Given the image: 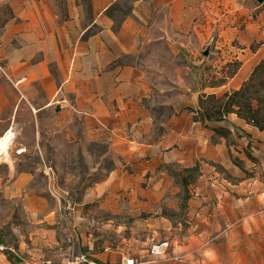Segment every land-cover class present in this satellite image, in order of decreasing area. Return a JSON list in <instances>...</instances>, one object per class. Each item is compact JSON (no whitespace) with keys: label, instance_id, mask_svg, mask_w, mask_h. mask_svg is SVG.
<instances>
[{"label":"rangeland","instance_id":"374dc122","mask_svg":"<svg viewBox=\"0 0 264 264\" xmlns=\"http://www.w3.org/2000/svg\"><path fill=\"white\" fill-rule=\"evenodd\" d=\"M81 1L89 12V0ZM136 1L115 0L108 7L105 14L113 20L114 28L130 16ZM185 2L179 25L171 27L174 17H166L165 39L143 43L144 39L137 56H122L115 64L129 65L144 75L136 83L143 88L138 103L154 125L148 133H143L145 128H138L134 115L117 121L119 127L113 130L98 123L85 129L78 114L70 116L65 112L68 105L64 99L68 97H63L61 87L65 66L45 63L53 60L54 54L68 53L62 49V42L45 40L56 28L52 20L50 25L38 20L44 37L35 48L18 49L19 56H28L26 63L11 54L13 43L0 46L2 68L14 77H26L18 91L0 72V136L8 127L14 129L8 155L0 156V240L13 246L22 258L31 255L38 261L59 262L73 248L92 255L106 247L135 254L164 237L151 240L153 232L145 222L148 217L157 211L174 223H182L186 215L184 204L194 197L205 203L204 212L211 222L208 225L215 235L206 242L212 244L218 236L229 241L230 254L214 255L215 262L264 264V130L244 120L232 125L230 118L236 117L232 114L224 123H210L228 125L230 134L227 138L212 134L210 142L215 152L196 159L190 167L193 170L185 171L177 164L159 167L169 175L172 186L180 189L179 209L159 205L156 210L143 213L123 194L124 188L114 199L116 207L104 209L105 191L94 190L116 163L123 164L108 154L112 139H134L140 133L158 136L163 131L162 122L175 109L181 106L190 110L192 104L197 105V96L203 89V93L220 96L232 86L229 83L234 76H226L243 66L253 72L261 62L264 3ZM51 4L50 17L58 15L57 23H61L66 18V0H52ZM152 7L147 5L146 19L152 22L158 17L161 25L166 18L149 13ZM12 17L9 3L0 0V34ZM29 43L23 45L28 47ZM205 50L207 56L202 55ZM221 82L224 84L218 85ZM31 105L36 112L30 110ZM56 106L60 107L58 111ZM20 150H24L22 154L18 153ZM20 173H31L32 178L13 187ZM183 179L187 186L182 184ZM69 234L74 237L73 245L67 241ZM0 264L19 261L0 255Z\"/></svg>","mask_w":264,"mask_h":264},{"label":"crops","instance_id":"0c3cea01","mask_svg":"<svg viewBox=\"0 0 264 264\" xmlns=\"http://www.w3.org/2000/svg\"><path fill=\"white\" fill-rule=\"evenodd\" d=\"M3 1L9 3L13 17L1 30L0 46L13 43L14 46L10 50L14 57L21 53V50L17 52L20 47L33 49L40 38L44 37L38 20L49 25L52 20L56 26L50 31L52 36L45 40L62 42V49L68 53L63 56L54 54L53 60L45 63L65 66L61 84L63 97H68L64 99L68 105L65 112L70 116L73 113L78 114L85 129H89L90 124L98 123L113 130L119 127L117 121H126L134 115L138 128H145L143 133L149 132L154 125L152 126L146 115V109L138 103L143 88L140 83H136L141 81L144 75L129 65L120 67L115 64L122 56H137L144 39L143 43L165 39V35H168L166 17H174L175 23L171 24V27L179 25L186 0H145L144 4L137 0L130 16L123 19L117 28H114L113 20L105 14L115 0H89V12L83 1L66 0V18L61 23H57L58 15L50 17L51 13H48L51 12L52 0ZM147 5L153 6L149 13L155 12L154 16L162 14L161 16L166 18L161 25L158 24V17L152 19V22L147 21L144 13L147 12ZM26 42H30V45H26L28 47L23 45ZM259 52L260 59H264V48L261 47ZM19 58L21 63H26L29 59L28 56ZM251 72L246 66L240 68L230 80L229 84L232 86L229 89H237L248 79ZM6 73L10 84L19 91V86L25 82L26 77H14L7 69ZM20 78L24 80L16 83ZM129 85L132 88H129ZM203 91L204 89L201 94H206ZM196 101L197 105L190 106L194 111L198 109V99ZM21 102L20 100L18 106ZM30 110L35 111L33 105ZM190 110L182 109L181 106L175 109L166 122H162L163 131L156 137L143 136V133H140V136L134 139H112L108 154L114 160H122L123 164L116 163L105 179L95 184L96 192L104 190L106 193L102 203L104 209L116 207L114 199L119 196L118 192L122 188L125 189L123 194L127 195L133 207L143 213H150L159 205L170 210L180 208V189L172 186L169 175L159 170V167L162 164H177L185 167L184 169H191L196 159L209 157L215 152L214 144L210 142L212 133L199 122H194L193 112ZM242 121L237 117L230 118L233 125H239ZM13 130V126L8 127L0 138L9 131L13 133ZM23 151L18 153L22 154ZM31 178V173H20L12 185L17 187L22 181ZM204 205L205 203L190 197L184 204L186 215L182 223H174L157 211L145 220L152 229V241H158L159 236L164 235L162 240H168L171 245L169 254L155 261L148 255L149 248L138 250L131 255L123 249L112 250L110 253L102 250L91 255L106 264H121L126 259H133L139 264H224L215 262L213 256L223 257L230 254L228 238L218 236L214 243L206 242L215 235H212L213 229L208 225L211 222L205 215ZM88 250L91 251V247H88ZM72 251L84 252H76L75 248ZM170 254L178 259H172ZM28 259L38 262L31 255Z\"/></svg>","mask_w":264,"mask_h":264},{"label":"trees","instance_id":"16d2710c","mask_svg":"<svg viewBox=\"0 0 264 264\" xmlns=\"http://www.w3.org/2000/svg\"><path fill=\"white\" fill-rule=\"evenodd\" d=\"M236 70L226 78L231 79L236 74ZM222 84L224 83L221 82L218 85ZM190 111L193 112L194 122H199L203 128L221 138H227L230 134L229 126L226 124L210 125V123H224L230 114L263 131L264 59L255 67L249 79L244 81L238 89L226 91L220 96L200 94L198 96V109L196 111L191 109ZM193 169L184 170L189 172ZM182 184L187 185L186 179L182 180Z\"/></svg>","mask_w":264,"mask_h":264},{"label":"built area","instance_id":"2783aa9c","mask_svg":"<svg viewBox=\"0 0 264 264\" xmlns=\"http://www.w3.org/2000/svg\"><path fill=\"white\" fill-rule=\"evenodd\" d=\"M0 72L8 79L7 73L2 68L1 65H0ZM23 80H24L23 78H20L19 80L16 81V83H20ZM73 240L74 237L71 234H69L67 237V241L73 245L74 244ZM170 247L171 245L168 240H162L156 242L149 247L148 255L151 257L152 261H155L156 259L169 254ZM103 251L106 253L111 252V250L108 247L104 248ZM0 255L7 256L8 258L17 259L19 261V264H106L100 262L94 256H92L87 252L74 253L73 251H70L59 262H52L50 260H41L36 262L28 258H22L13 246L8 245L2 242L1 240H0ZM170 257L172 259H176V260L178 259L176 256L171 254ZM121 264H139V263H136L133 259H126Z\"/></svg>","mask_w":264,"mask_h":264},{"label":"bare ground","instance_id":"6f19581e","mask_svg":"<svg viewBox=\"0 0 264 264\" xmlns=\"http://www.w3.org/2000/svg\"><path fill=\"white\" fill-rule=\"evenodd\" d=\"M12 138H13V133L10 131L5 136L0 138V156L1 157L8 155V149L10 147Z\"/></svg>","mask_w":264,"mask_h":264},{"label":"water","instance_id":"95a60500","mask_svg":"<svg viewBox=\"0 0 264 264\" xmlns=\"http://www.w3.org/2000/svg\"><path fill=\"white\" fill-rule=\"evenodd\" d=\"M259 4H263L264 3V0H256ZM203 56H207L208 55V50H205L203 53H202ZM56 111H58L60 109L59 106H56Z\"/></svg>","mask_w":264,"mask_h":264}]
</instances>
